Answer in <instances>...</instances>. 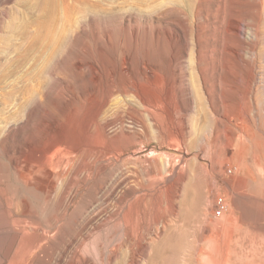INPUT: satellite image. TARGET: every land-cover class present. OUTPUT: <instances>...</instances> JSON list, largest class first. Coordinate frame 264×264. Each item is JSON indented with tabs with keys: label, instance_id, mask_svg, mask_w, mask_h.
Listing matches in <instances>:
<instances>
[{
	"label": "rangeland",
	"instance_id": "1",
	"mask_svg": "<svg viewBox=\"0 0 264 264\" xmlns=\"http://www.w3.org/2000/svg\"><path fill=\"white\" fill-rule=\"evenodd\" d=\"M39 1L0 0V264H38L60 237V264L100 257L134 219L145 249L114 263L148 264L183 222L189 180L202 195L189 239L209 264H264V0Z\"/></svg>",
	"mask_w": 264,
	"mask_h": 264
},
{
	"label": "bare ground",
	"instance_id": "2",
	"mask_svg": "<svg viewBox=\"0 0 264 264\" xmlns=\"http://www.w3.org/2000/svg\"><path fill=\"white\" fill-rule=\"evenodd\" d=\"M83 1H85V0H83ZM60 2H61V0H60ZM55 3H56V0H40L39 1L40 5H44V4L51 5L50 7L53 8L52 10H55V8H56ZM37 9H39V8H37ZM42 9H45V8H42ZM46 9H48V8H46ZM49 10H50V8H49ZM72 10L73 9L70 8L69 12H71ZM44 12H46V11H44ZM52 12L53 13L51 14L48 21L42 22V27L47 28L48 40L45 43H43V42H41V43L44 44V47H49V48H50V45L53 44V41H54L53 36L55 35V32H56L55 31V28H56L55 19H56V17H55V12L54 11H52ZM68 17L70 18L71 16L69 15ZM58 35H60V34H58ZM44 36H45V34H44ZM58 38H59V36H58ZM61 39H62L60 42L61 44H59L57 46L55 45L52 47V51H51V55H52L51 57L52 58L54 56H56V54H58V52L61 50V47L63 46V44H65V41H66L65 33L61 34ZM39 47H40V45H39ZM39 47H37V48H39ZM46 156H48V155L44 154L42 156V158L40 159L39 165H37L35 167H33V165H32L29 168V172L32 173L33 176L40 178L39 179L40 182L41 181L44 182V180L49 178L48 173L50 171H48V168L43 164V162L45 161L43 159L46 158ZM32 168H34V169L31 170ZM189 181L190 182L186 185V187L184 189V195H183V198L181 200V206H180L181 211H180L179 216H181L180 218L182 219L183 222H182V224H180L179 230H177L178 231L177 233H175V232L169 233L161 241L153 244V246H152V252L153 253L152 254L150 253L149 255H147L148 256V264H165L169 258H171V259L173 258L174 261L172 264H193V263L209 264L210 261L213 262L214 253L212 254V252L210 250H207L204 247V244L203 245H197V247H196L193 242L192 243L190 242L191 238L189 239L190 231L188 230L187 226L191 222L193 223V221L199 217L200 209L202 207L201 206V200H202L201 192H200L199 188L196 186L195 181H194L195 183L191 182L192 180H189ZM35 182H37V181H35ZM38 183H39V181H38ZM38 183H37V185H38ZM33 186L34 185H32V187ZM224 205H225V203H224ZM174 211H175V209L173 208L172 213H175ZM39 224L40 223L38 222L37 225H39ZM33 229H36V228L33 227ZM150 233H151V229H145L144 227H141V224H139L138 220L134 219L133 225H132V230L125 235V238L123 240H121L120 242L114 244L113 246L107 248V251L104 252V254L101 252L102 255L100 257H97V256L86 257L83 254H81L82 252L77 253V255L75 256L73 264H115L114 259L116 258L118 253L124 247L132 249V247L134 246V243L137 241L145 249L146 235L150 234ZM36 234H37L36 237L38 238L37 240H35L36 237H33V238L29 237L30 239H28V241H27L28 245H29V249L27 251L26 260L32 256L33 250L31 248L39 240V238H41V240L45 239V235H43L42 233L37 232ZM60 238H61L60 243L58 245H54L52 247V249L50 251H48L49 253L46 254L45 257H43L44 260L42 259L41 260L42 262H40L38 264H47L49 259L51 258V256H54L55 253L61 255V258L59 259V264L62 263L63 257L66 254V249L68 248V246H67L66 240H64V242H63V238L62 237H60ZM72 240H73V238H72ZM200 240H202L204 243L207 242L209 244H210V242H212L211 244H213V242H214L217 245V239L213 236L208 237L207 235H204V236H202V238ZM223 240H226V239H223ZM39 242H40V240H39ZM232 242H233V235L230 238V240H228L227 244L221 248V251H224L226 254V260L231 258V244H232ZM41 243H43V242H41ZM191 248H193L192 253L190 252ZM27 262H29V261L27 260Z\"/></svg>",
	"mask_w": 264,
	"mask_h": 264
},
{
	"label": "built area",
	"instance_id": "3",
	"mask_svg": "<svg viewBox=\"0 0 264 264\" xmlns=\"http://www.w3.org/2000/svg\"><path fill=\"white\" fill-rule=\"evenodd\" d=\"M217 203H218V207H217V210H216V214L218 216H220L226 210V203H225V201H224V199L222 197L218 199ZM224 203H225V205H224Z\"/></svg>",
	"mask_w": 264,
	"mask_h": 264
}]
</instances>
